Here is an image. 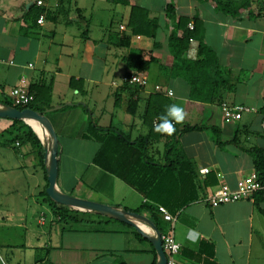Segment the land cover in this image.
I'll return each mask as SVG.
<instances>
[{"label": "crops", "instance_id": "crops-1", "mask_svg": "<svg viewBox=\"0 0 264 264\" xmlns=\"http://www.w3.org/2000/svg\"><path fill=\"white\" fill-rule=\"evenodd\" d=\"M36 1L0 0V101L9 100V91L21 78L27 89L39 84L49 88L52 110L44 117L58 142L57 189L122 210L146 203L121 180L92 164L98 143L83 136L88 120L84 106L98 127L114 125L130 131L134 139L146 134L140 119L145 100L151 94H161L184 109V120L173 121L175 125L211 128L191 130L178 138L198 180L207 184L201 197L181 209L173 221L159 215L160 234L172 233L180 245L177 263L264 264V195L255 193L217 207L207 203L219 186L233 190L238 180L256 174V164L264 159V0H43L40 7ZM218 3L233 9L224 12ZM168 6H172L171 12H167ZM132 7L145 11L146 19L154 22L151 36L131 33ZM41 10L43 22L38 24ZM179 18L188 28L193 27V21L199 24L200 39L189 40L186 57L197 58L200 42L225 70L224 83L212 102L192 99L189 86L170 76L169 38ZM176 33L180 36L181 30ZM125 36H129L127 46ZM139 52L144 61L149 55L153 60L142 73L147 85L138 90L140 102L131 115L126 109L129 95L117 90L123 76L133 72L129 65ZM70 79L81 81L82 92L69 86ZM156 86L160 92L155 91ZM223 103L250 110L225 123L220 111ZM62 105L76 106L60 110ZM9 124L0 119V132ZM40 133L36 136L42 144ZM158 144L150 150L154 157L160 155L154 149ZM45 164V152L41 162L30 144L0 142V175H20L18 197L27 202L46 205L42 194L47 185ZM202 169L208 173L201 174ZM40 215L32 221L42 228L45 214L42 225ZM140 216L150 221L148 213ZM86 220L103 221L93 213L86 214ZM134 222L137 230L116 220L81 224L79 228L63 225L59 241L41 247L25 239L32 226L28 218L10 222L3 216L0 256L7 264H21L27 251L34 254L30 264H154L156 251L143 236L152 238L154 231L141 221ZM54 223L52 219L51 228ZM3 229L22 230L24 237H9Z\"/></svg>", "mask_w": 264, "mask_h": 264}, {"label": "trees", "instance_id": "trees-1", "mask_svg": "<svg viewBox=\"0 0 264 264\" xmlns=\"http://www.w3.org/2000/svg\"><path fill=\"white\" fill-rule=\"evenodd\" d=\"M217 6L224 12H231L233 7L229 4L218 3ZM172 11V6L167 7V12ZM43 11H38V16ZM192 29L187 27V22L179 18L175 24L169 38L171 55L170 76L183 80L190 88V97L203 102H212L218 97L220 86L225 80V70L218 64L216 56L202 43L199 42L197 48V58L188 59L185 52L188 48L190 39H200L199 24L193 21ZM154 22L146 19L145 11L132 7L128 27L132 34H142L151 36V29ZM177 29L181 30V35H177ZM128 45L129 36L123 37ZM125 44V43H124ZM149 60H143V54L137 53V57L129 68L132 73L146 72L153 58L149 55ZM81 81L70 79L69 86L73 89L81 90ZM143 87H136L127 83L121 84L119 94L124 91L129 95L127 101V112L134 115L140 98L138 90ZM28 92L33 96V101L25 106H15L9 100L0 101V106H10L18 110L31 109L44 116L51 108L50 90L43 85H30ZM117 104V99L115 100ZM80 105V104H79ZM171 105L169 100L161 94L155 93L147 97L140 115L142 124L146 128L144 136L131 138L130 131L123 132L110 125L106 128L98 127L93 121L89 111L84 137L98 143V148L92 157V164L100 170L118 178L142 198L146 203L134 210H124L141 215L149 214V219L160 231L158 223V207H164L167 212L175 216L181 209L188 204L197 201L205 190L206 182L198 180L193 163L184 155L178 144L181 134L191 130H211L210 127L203 125H183L175 126L172 135L156 132L155 125L159 123V117L166 114L167 107ZM76 105H62L60 110ZM81 106V105H80ZM10 124L0 132V137H11L12 143L20 145H32L40 161L43 162L44 149L33 130L22 120H10ZM163 143L164 153L163 162L158 161L150 154V150L155 144ZM256 175L259 180L264 182V159L258 161L255 166ZM47 186V185H46ZM45 186V188H46ZM42 192L43 202L49 208L52 219L55 223L72 227L76 224H100L110 222L108 219L97 215L103 219L101 222H91L86 220L88 212H80L71 208L59 205L51 201ZM264 195L263 192H260ZM113 207V206H112ZM119 209V207H115ZM264 216V211L262 212ZM123 264V263H122Z\"/></svg>", "mask_w": 264, "mask_h": 264}, {"label": "water", "instance_id": "water-1", "mask_svg": "<svg viewBox=\"0 0 264 264\" xmlns=\"http://www.w3.org/2000/svg\"><path fill=\"white\" fill-rule=\"evenodd\" d=\"M0 119L22 120L33 130L35 134L36 132L29 122H35L41 128V132L44 136L42 145L45 152V174L47 179L45 193L51 201L59 205L71 208L73 210L93 213L108 219L116 220L118 222L133 226L135 227V229L136 225L134 220H138L147 224L154 231L155 234L152 238L143 235L152 243L153 248L156 251L157 257L154 264H165L166 257L162 249V243L160 239L161 234L158 229L153 225V223L150 222L148 219L141 217L136 213H130L125 210L112 207L110 205L81 199L63 193L57 189L56 181L58 174V142L50 124L44 116L31 109L18 110L10 106H0Z\"/></svg>", "mask_w": 264, "mask_h": 264}, {"label": "built area", "instance_id": "built-area-1", "mask_svg": "<svg viewBox=\"0 0 264 264\" xmlns=\"http://www.w3.org/2000/svg\"><path fill=\"white\" fill-rule=\"evenodd\" d=\"M36 5L38 7L43 5V0H37ZM43 22V14H40L37 19V23ZM189 29L192 26L189 25ZM31 67V65H28ZM122 83H127L136 87H145L147 85V78L142 73H132L129 76H123ZM155 91L160 92L159 86L155 87ZM166 95L171 96L170 91H166ZM9 101L15 106H25L33 101V96L28 92L25 86V79L21 78L18 85L13 87L8 94ZM250 109L241 105H228L221 104L220 111L225 123H232L240 119L243 113L248 112ZM17 145V143H16ZM201 174H207L208 169L200 170ZM219 178L220 175H217ZM264 193V182L260 181L255 173H252L237 181L236 187L230 190L226 185H221L216 188L211 196L207 199V203L211 207H217L222 204L239 201L252 196L255 193ZM158 211L166 221H173V216L170 215L164 207H158ZM42 217L40 222H42ZM162 249L164 251L166 262L165 264H178L176 256L178 255L180 245L175 241L172 233H165L160 235ZM0 264H7L6 261L0 256Z\"/></svg>", "mask_w": 264, "mask_h": 264}, {"label": "rangeland", "instance_id": "rangeland-1", "mask_svg": "<svg viewBox=\"0 0 264 264\" xmlns=\"http://www.w3.org/2000/svg\"><path fill=\"white\" fill-rule=\"evenodd\" d=\"M11 137H0V142H5L7 145H12ZM164 146L156 145L155 151H158L160 155L157 154L159 157H155L156 160L160 161L163 160V149ZM32 169V168H27ZM22 185V178L20 175L16 173H9V174H2L0 175V217H8L10 222L16 221L18 218H28L32 224L31 228L28 229V233L25 237L26 241L29 244H39V246L43 247L44 244H51L53 245L59 241L60 234L63 229V225L60 223L52 224L51 228V214L49 212V208L47 205L37 204L35 201H26L24 198L18 197V193H20V188L18 186ZM12 192V193H11ZM41 213L40 217H43L42 214H45V226L40 228L33 223V216ZM39 217V218H40ZM44 223L39 222L40 225ZM79 228L82 227L81 224L73 225L72 228ZM51 228V238L49 241V232ZM9 237H16L20 235L24 237V233L22 230H14V229H3ZM2 233V232H0ZM66 237V236H64ZM39 255H36V257ZM34 254L27 251L22 255L21 264H30L33 261Z\"/></svg>", "mask_w": 264, "mask_h": 264}, {"label": "clouds", "instance_id": "clouds-1", "mask_svg": "<svg viewBox=\"0 0 264 264\" xmlns=\"http://www.w3.org/2000/svg\"><path fill=\"white\" fill-rule=\"evenodd\" d=\"M185 118L184 109L177 104H171L167 107L166 114L160 116L159 123L155 125L154 130L160 133L172 135L175 132V123H181Z\"/></svg>", "mask_w": 264, "mask_h": 264}, {"label": "bare ground", "instance_id": "bare-ground-1", "mask_svg": "<svg viewBox=\"0 0 264 264\" xmlns=\"http://www.w3.org/2000/svg\"><path fill=\"white\" fill-rule=\"evenodd\" d=\"M29 123L33 127V129L40 135L41 134L40 133L41 132V128L39 127V125L36 124L35 122H32V121H30Z\"/></svg>", "mask_w": 264, "mask_h": 264}]
</instances>
